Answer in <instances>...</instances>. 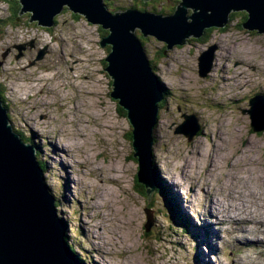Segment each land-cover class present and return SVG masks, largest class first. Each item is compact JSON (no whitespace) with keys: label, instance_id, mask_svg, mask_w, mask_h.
Returning <instances> with one entry per match:
<instances>
[{"label":"rangeland","instance_id":"374dc122","mask_svg":"<svg viewBox=\"0 0 264 264\" xmlns=\"http://www.w3.org/2000/svg\"><path fill=\"white\" fill-rule=\"evenodd\" d=\"M102 2L111 12L137 5L141 12L167 15L178 0ZM9 6L0 0L1 96L13 129L36 147L56 212L80 260L264 264V254H258L264 246L237 242L252 226L241 222L264 219V129L253 131L245 111L249 98L264 92V32L242 27L245 12H231L224 30L210 28L206 38L192 37L171 49L135 29L165 93L152 156L173 198L167 201L157 188L147 200L135 180L131 125L109 95L103 62L109 46H99L107 30L67 8L49 28L28 22L27 12L9 20ZM32 39L34 47L27 45L18 58L16 49L3 55ZM212 43L217 45L213 67L202 77L198 56ZM182 114H193L200 127L190 141L175 132ZM145 207L152 211L148 231ZM221 210L241 222L218 224L212 215Z\"/></svg>","mask_w":264,"mask_h":264},{"label":"water","instance_id":"95a60500","mask_svg":"<svg viewBox=\"0 0 264 264\" xmlns=\"http://www.w3.org/2000/svg\"><path fill=\"white\" fill-rule=\"evenodd\" d=\"M17 2L18 15L27 12L30 22L43 27L52 26L55 16L67 8L107 30L99 46H109L104 58V71L111 79L109 95L125 111L131 125L132 157L138 163L136 177L144 186L147 200L158 182L152 156L153 130L164 91L135 29L143 37L152 36L164 42L170 49L187 43L189 38H200L207 29L225 27L231 12L244 11L242 27L264 32V0H178L174 11L167 15L132 8L111 12L102 0ZM16 47L20 52L15 56L18 58L25 44ZM215 49L211 44L198 56V73L202 77L209 72ZM43 53L40 50L37 58ZM248 105L250 108L245 111L249 114L250 127L255 132L263 130L264 94L253 95ZM182 117L184 120L175 132L190 141L200 127L193 114ZM44 180L36 147L13 129L0 95V264H82L71 249L66 225L58 217L55 199ZM143 210L147 219L144 227L148 231L152 211L146 207Z\"/></svg>","mask_w":264,"mask_h":264},{"label":"bare ground","instance_id":"6f19581e","mask_svg":"<svg viewBox=\"0 0 264 264\" xmlns=\"http://www.w3.org/2000/svg\"><path fill=\"white\" fill-rule=\"evenodd\" d=\"M244 12V11H243ZM223 29V28H222ZM209 45H211V44H209ZM208 45V46H209ZM212 45H215L216 46V49H217V45L216 44H214V43H212ZM172 48V47H171ZM170 48V49H171ZM216 49H215V51H216ZM215 55V54H214ZM220 56V55H219ZM80 57V59H78V60H80V61H82V60H84V58H81V56H79ZM86 57V56H85ZM214 58H215V56L213 57V61L212 62H214ZM82 59V60H81ZM77 61V60H76ZM76 61H75V63H76ZM218 61V60H217ZM78 62V61H77ZM212 66H211V68L210 69H212V67H213V63L211 64ZM85 66H87V65H85ZM88 77V76H87ZM89 78V77H88ZM41 82L42 81H46V76H44V77H42L41 76ZM50 79H51V77H50ZM86 82H91V81H86ZM79 83V82H78ZM69 84V83H68ZM71 86H73V87H78V85L77 84H75V82L74 83H71ZM79 88V87H78ZM220 94H221V92H220ZM57 95H59V94H57ZM56 97V96H55ZM212 198V197H211ZM217 199V198H216ZM234 207V206H233ZM228 208V207H227ZM232 208V207H231ZM236 208V207H235ZM239 209V208H238ZM209 211H210V209H209ZM229 211H231L230 209H229ZM214 212V211H213ZM235 213V212H234ZM231 214V213H230ZM213 217H214V220L218 223V224H223V223H220L221 221H225L224 223H226V222H228L229 220H231V222H233L234 224L235 223H238V222H241L240 221V219H239V217H238V215L236 214V215H233V213L231 214V217H230V219H228L227 217H228V215L226 214V213H224V211H216V212H214V214L212 215ZM248 218H250V217H248ZM252 218V217H251ZM250 218V219H251ZM264 221V219L263 220H259V218H254L253 219V221H247V222H241L242 224H248V225H254L255 227H252V226H250L251 228H249L246 232L243 230V236H240V237H238L237 238V242L238 241H241V240H243V242H244V244H242V245H245V246H248L249 245V243H258L259 245H260V247H262V246H264V232L262 231V230H260L261 229V224H262V222ZM261 223V224H260ZM255 230H257V232L255 231ZM241 238V239H240ZM239 243V242H238ZM264 249H260L259 251H258V254L259 255H261V254H264V251H263ZM249 254V253H248ZM250 256V255H249ZM248 257V256H247ZM80 260V259H79ZM80 262L82 263V264H84L81 260H80ZM255 262V261H254Z\"/></svg>","mask_w":264,"mask_h":264},{"label":"trees","instance_id":"16d2710c","mask_svg":"<svg viewBox=\"0 0 264 264\" xmlns=\"http://www.w3.org/2000/svg\"><path fill=\"white\" fill-rule=\"evenodd\" d=\"M6 1V3L8 4V5H10L9 7H10V13H12V18H14V19H16V16L18 15L17 13H18V10H19V4H18V2H17V0H5ZM109 1V0H108ZM11 3H13V6H12V4ZM143 3H145V2H143ZM133 6L135 7V8H133ZM132 7H130V8H132V9H136V7L137 8H139L137 5H133ZM137 10V9H136ZM140 10V9H139ZM109 11H111V10H109ZM244 15V19L246 18V13L245 14H243ZM225 29V28H224ZM223 29V30H224ZM206 31H208V30H206ZM205 31V32H206ZM139 37V36H138ZM207 36H206V34L202 37V38H206ZM201 38V39H202ZM195 42H198V41H195ZM202 42V41H201ZM0 95H1V91H0ZM164 97H165V93H164ZM164 97H163V99H164ZM1 98H2V96H1ZM3 100V99H2ZM161 103V102H160ZM3 104H4V101H3ZM5 105V104H4ZM161 107V106H160ZM121 110V109H120ZM122 111V110H121ZM123 112V111H122ZM123 113H125V111L123 112ZM21 136H22V134H20ZM154 163V162H153ZM40 165H41V167L43 168V169H45L44 168V166L40 163ZM156 176H157V180H158V182H157V189H158V191L159 192H161L162 193V195L163 196H166L167 197V201H169V200H172L173 198H172V196H169L168 195V191H167V188H166V186L164 185V183H162V178H160L159 177V175H158V173H157V171H156ZM135 180H137V177H135ZM137 182V185L139 186V187H142L143 188V190H144V194H145V189H144V186L142 185V184H140L138 181H136ZM67 241V240H66ZM71 249L73 250V247H71ZM73 252H74V250H73ZM76 257L78 258V259H80L78 256H77V254H76Z\"/></svg>","mask_w":264,"mask_h":264},{"label":"flooded vegetation","instance_id":"af4514ba","mask_svg":"<svg viewBox=\"0 0 264 264\" xmlns=\"http://www.w3.org/2000/svg\"><path fill=\"white\" fill-rule=\"evenodd\" d=\"M10 7H9V13H10ZM73 13V12H72ZM18 14V13H17ZM76 14V13H75ZM22 15V14H21ZM19 17L20 16H16V19H14V18H12V13H10V15L8 16V19L9 20H11V19H14V21L15 20H18L19 19ZM29 19H30V15H29ZM243 19H244V17H243ZM245 20V19H244ZM29 21V20H28ZM30 22V21H29ZM54 23H55V18H54ZM54 23H53V25H54ZM7 24H9V23H6V25ZM32 24H35V25H38L37 23H35V22H32ZM52 25V26H53ZM40 26V25H39ZM51 27V26H50ZM49 28V27H48ZM207 30H209V29H207ZM22 43H24L25 44V47L21 50V55L23 54V52H24V50L26 49V46L27 45H30L31 46V48L32 47H34V39H32L31 41H30V43L28 44L27 42H22ZM22 43H18V44H22ZM197 43V42H196ZM18 44H14L13 46H11V47H9V48H7V50L5 51V54L6 53H8V51H15V49L17 50V54L18 53H20L19 51H18V49H17V47H16V45H18ZM43 51H45V50H47V46H45L43 49H42ZM103 62H104V60H103ZM104 64H105V62H104ZM256 94H258V93H256ZM261 94H264V92L263 91H261ZM255 95V94H254ZM120 109L123 111V109L120 107ZM132 158V157H131Z\"/></svg>","mask_w":264,"mask_h":264},{"label":"clouds","instance_id":"9594fccd","mask_svg":"<svg viewBox=\"0 0 264 264\" xmlns=\"http://www.w3.org/2000/svg\"><path fill=\"white\" fill-rule=\"evenodd\" d=\"M155 166V165H154ZM155 170H156V168H155ZM157 171V170H156Z\"/></svg>","mask_w":264,"mask_h":264}]
</instances>
